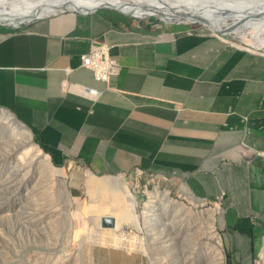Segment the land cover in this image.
I'll list each match as a JSON object with an SVG mask.
<instances>
[{
	"label": "crops",
	"instance_id": "1",
	"mask_svg": "<svg viewBox=\"0 0 264 264\" xmlns=\"http://www.w3.org/2000/svg\"><path fill=\"white\" fill-rule=\"evenodd\" d=\"M86 9L0 26V107L53 164L106 175L112 195H126L121 175L137 169L217 201L230 254L249 255L254 225L264 224V53L191 25L74 12ZM99 44L119 66L108 82L82 65Z\"/></svg>",
	"mask_w": 264,
	"mask_h": 264
},
{
	"label": "rangeland",
	"instance_id": "2",
	"mask_svg": "<svg viewBox=\"0 0 264 264\" xmlns=\"http://www.w3.org/2000/svg\"><path fill=\"white\" fill-rule=\"evenodd\" d=\"M121 9L141 19L126 16L151 25H172L148 17L150 11V15H138ZM157 17L169 22V17ZM193 27L208 31L202 26ZM226 41L264 53L239 42V38ZM9 129L0 123V264H236L237 260L242 264H264L259 259L264 224L254 225L249 255L233 257L230 240L221 231L222 209L217 201L191 198L178 184L134 173L121 175L126 195L119 198L100 179L106 175L93 173L95 177L76 163L53 164L31 134L51 164L63 173L50 176L39 167L27 169L21 159H16L24 147H15ZM115 176L111 181L119 186L121 182ZM155 189L167 193L159 200V213L145 208L149 200L146 192ZM214 208L217 210L211 214ZM198 212L206 213L203 222ZM122 218L135 220V226L124 224L121 230L114 229ZM194 218L199 221L193 222ZM114 238L127 242L126 248L123 243L119 247L92 244Z\"/></svg>",
	"mask_w": 264,
	"mask_h": 264
},
{
	"label": "bare ground",
	"instance_id": "3",
	"mask_svg": "<svg viewBox=\"0 0 264 264\" xmlns=\"http://www.w3.org/2000/svg\"><path fill=\"white\" fill-rule=\"evenodd\" d=\"M164 1L168 3H173V4L178 3V5H195L194 3H196L198 0H164ZM208 1L214 4L223 3L222 0H208ZM241 1L250 3L253 0H241ZM162 3L163 2L161 0H0V11L4 13L5 16H8V17H16L17 19H20V20L21 19L28 20V17H30L33 14H37V13L39 15H45V14H51L61 9H70V8H75V7L92 8L97 5H107L111 7L125 8V9L131 10L137 13L138 15H148L147 13H143L138 10L139 8H146L152 14L156 16L169 17L167 13H162V14L156 13L157 9L158 10L162 9L161 7L163 5ZM241 41L245 42L246 44H248L250 47L254 48L255 50L264 51V37L262 35L257 34L256 32L252 34L250 33L249 35H246V34L243 35L241 37ZM0 123L3 124V126H8L10 128L9 130H11L12 134L14 135L13 144H16L15 147L18 149H21L22 147H24L23 152L19 150L21 153V156L17 157L16 159H21L22 161L21 164L25 168L29 169L30 167H35V168L39 167L41 170H43L45 174L50 175V176L55 173L57 174L63 173L62 169H57L51 164L50 162L51 159L49 160L48 156L45 155L43 151L32 141L30 132L28 130H23L19 128L14 118L10 114L5 112L2 108H0ZM144 190H145V187H144ZM146 193H148V198H149V200L147 201L148 204L145 205L146 210L150 211L151 209L152 213H154L153 210H156L157 213H159L158 211L160 210V203H161L159 200L162 199V196L167 197V193L164 191H159L157 189L153 191H148ZM216 210L217 208H214L211 214L215 213ZM52 212L57 213L56 211H52ZM198 217L199 219H202L201 221L203 222L205 217H207V215L205 212H202V213L198 212ZM196 221H199V220L197 218H194L193 222H196ZM119 223L118 225H115L114 229L121 230L122 225L124 224L135 226V220L133 219L129 220V219L122 218L121 222ZM136 228L138 227L136 226ZM106 241L107 240L99 239V240L93 241L92 244L104 243L109 246L113 245V246L119 247L120 244L123 243L122 246H124V249L127 246L126 244L127 242L125 243L121 239L118 240L114 238L110 242H106ZM60 249H62V246ZM65 252H68V251H65ZM259 259L261 263L264 262V237H263L262 248L259 253Z\"/></svg>",
	"mask_w": 264,
	"mask_h": 264
},
{
	"label": "water",
	"instance_id": "4",
	"mask_svg": "<svg viewBox=\"0 0 264 264\" xmlns=\"http://www.w3.org/2000/svg\"><path fill=\"white\" fill-rule=\"evenodd\" d=\"M161 1L163 2L161 6L162 9H157L156 13H167L170 17L169 22L158 18L154 14L148 17H153L162 22L174 25L202 26L210 33L225 41L226 39L239 38V42H242L241 37L243 35H249L255 32L264 37V0H253L250 3L242 2L241 0H222V4H214L208 0H198L194 3L195 5H178V3L173 4L164 0ZM97 9H112L123 15L141 19L133 14L123 12L120 9L107 5H97L84 11L75 10L74 12H87ZM61 11L69 12L67 9H61ZM51 15L53 14L39 15L37 13L28 17V20H20L16 17L5 16L4 13L0 11V26L9 29H17L36 19L49 17ZM2 109L14 118L19 128L28 130L31 134L30 129L19 121L10 111L5 108Z\"/></svg>",
	"mask_w": 264,
	"mask_h": 264
},
{
	"label": "built area",
	"instance_id": "5",
	"mask_svg": "<svg viewBox=\"0 0 264 264\" xmlns=\"http://www.w3.org/2000/svg\"><path fill=\"white\" fill-rule=\"evenodd\" d=\"M82 65L92 71L96 80L108 82V80L118 72V63L108 54V47L105 44L92 45L87 53L82 55ZM80 92L86 96L94 97L97 95L95 89L82 87ZM134 174L146 177H158L152 174H144L135 169Z\"/></svg>",
	"mask_w": 264,
	"mask_h": 264
},
{
	"label": "trees",
	"instance_id": "6",
	"mask_svg": "<svg viewBox=\"0 0 264 264\" xmlns=\"http://www.w3.org/2000/svg\"><path fill=\"white\" fill-rule=\"evenodd\" d=\"M140 11L143 12V13H147V14H149V10L146 9V8H145V9H141Z\"/></svg>",
	"mask_w": 264,
	"mask_h": 264
}]
</instances>
